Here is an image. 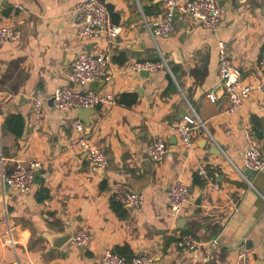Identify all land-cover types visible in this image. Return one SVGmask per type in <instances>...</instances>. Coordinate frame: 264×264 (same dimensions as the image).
Masks as SVG:
<instances>
[{
	"label": "crops",
	"instance_id": "1",
	"mask_svg": "<svg viewBox=\"0 0 264 264\" xmlns=\"http://www.w3.org/2000/svg\"><path fill=\"white\" fill-rule=\"evenodd\" d=\"M85 1L0 0V27L21 31L19 41L0 48V264H98L106 250L126 258L151 256L156 264H239L244 242L250 262L264 264V172L248 178L249 185L236 171L246 176L242 129L250 120L264 154V94L252 93L236 115L227 116L217 76L221 41L243 83L264 79V0H218L221 22L214 33L178 12L173 32L156 41L144 24L162 18L163 0H101L109 1L121 32L110 50V79L97 93L111 95L116 104L94 109L89 125L78 110L62 113L48 100L70 85L77 54L95 55L105 48L102 40L81 43L76 36L75 7ZM161 59L170 72L164 67L145 77L128 70L133 62ZM211 92L215 103L207 98ZM124 94L131 95L133 105L118 103ZM37 98L43 120L33 132ZM190 108L213 141L196 135L186 152L168 129ZM12 115L24 122L19 137L5 126ZM80 137L106 152L105 170L93 167L82 149L71 151ZM157 138L165 140L171 160L148 159ZM16 161L42 165L40 180L25 195L4 190ZM199 162L217 170L218 190L209 191L196 177ZM177 181L189 186L190 196L174 218L167 193ZM115 192H140L142 207H115ZM76 231L88 234L85 247L71 240L53 246ZM186 234L199 241L193 253L178 247Z\"/></svg>",
	"mask_w": 264,
	"mask_h": 264
},
{
	"label": "built area",
	"instance_id": "2",
	"mask_svg": "<svg viewBox=\"0 0 264 264\" xmlns=\"http://www.w3.org/2000/svg\"><path fill=\"white\" fill-rule=\"evenodd\" d=\"M22 9V7H19ZM75 14L80 16V21L75 25V33L81 43L102 40L105 48L91 55L88 52H81L76 55L71 72L68 77L70 85L58 88L48 99L52 107L62 113L77 111L78 109L94 110L98 107L116 104L115 99L108 94H100L92 90L82 91L74 89L75 86L87 87L92 83L102 81L104 84L109 81L107 68L110 63V50L116 43L121 28L116 25L110 11L104 1L87 0L79 3L75 7ZM181 12L188 20L199 23L204 29L216 32L221 22V8L218 0H163L162 18L153 23L145 22L144 26L148 36L153 40L170 35L173 32V20L175 15ZM21 38V31L11 27H0V48L4 45L15 43ZM218 47V68L217 76L219 88H222L223 96L228 102L225 110L227 116L236 115L248 100L249 96L258 92L264 94V79L257 83H243L241 81V70L231 65L224 42L219 41ZM264 66V57L260 61ZM169 71L163 59L151 62H133L128 66V70L134 73L147 71L149 73L162 68ZM211 103H215L216 94L211 92L207 96ZM43 103L37 98L33 101V118L31 129L38 132L41 129L43 120ZM77 132L83 131V125H75ZM169 133L179 139L182 149L189 152L194 147L196 135H202L211 141L212 137L204 123L190 108L187 115L180 122L169 127ZM243 166L246 171L253 175L264 172V154L261 153L257 145V131L254 124L248 123L243 129ZM75 148L82 149L91 165L95 168L105 169L109 160L106 152L94 146L90 140L84 137L78 138L70 146L71 151ZM147 157L154 163H161L172 159V153L167 148L166 142L162 138H157L148 148ZM42 168L38 161H16L11 173L5 178L10 190L25 195L31 191L35 184V175ZM242 180L250 185L248 177L236 170ZM196 177L205 184L209 191L218 190L217 170L208 164L198 163L195 168ZM190 188L180 181L174 182L167 193V203L170 214L177 218L189 201ZM114 202L123 207H130L132 210H139L144 202L140 192H115L112 196ZM89 236L83 231H76L71 238V242L78 248L88 244ZM216 244V240L211 241ZM199 241L193 235H183L178 240V247L185 252L193 253L199 247ZM98 264H156L151 256L135 255L126 258L113 251H104ZM239 264H252L250 262V252L246 242L242 245L239 255Z\"/></svg>",
	"mask_w": 264,
	"mask_h": 264
},
{
	"label": "water",
	"instance_id": "3",
	"mask_svg": "<svg viewBox=\"0 0 264 264\" xmlns=\"http://www.w3.org/2000/svg\"><path fill=\"white\" fill-rule=\"evenodd\" d=\"M236 1H238V0H236ZM4 4H5V2L3 3V5H4ZM106 4H109V1L106 2ZM79 17H80V16H79ZM140 74H141L142 76L147 77L148 74H149V72H147V71H142V72H140ZM102 85H103V82H102V81H97V82L92 83V84H91L92 91H96V92H98V91H99V88H98V87H99V86H102ZM219 91L223 94L222 88H219ZM78 113H79V116H80V120H81L83 123H85L86 125H89V124H88V118H89L91 115L94 114V111H93V110H90V109H78ZM180 114H181V117L187 115V113L185 112V110H183V112L181 111ZM179 120H181V118H179ZM218 153H219V152H218ZM97 169H99V170H101V171H102V170H105V169H102V168H97ZM252 175H253L252 172H250V171H246V176H247L248 178H250ZM39 180H40L39 174L36 173V175H35V184H37ZM4 190H5V193H7L8 190H9V186L6 184V182H5V184H4ZM126 208H127L128 210H132L130 207H126ZM71 238H72V234H70V235H65V236H63L62 238H60V240H58V242L55 243L53 246H54L55 248H60L63 244H65L66 242H68L69 240H71Z\"/></svg>",
	"mask_w": 264,
	"mask_h": 264
},
{
	"label": "trees",
	"instance_id": "4",
	"mask_svg": "<svg viewBox=\"0 0 264 264\" xmlns=\"http://www.w3.org/2000/svg\"><path fill=\"white\" fill-rule=\"evenodd\" d=\"M108 10L111 13L112 16V20L115 23L114 19H113V14H112V8L110 6H108ZM131 98V95L129 94H124L120 97V99L118 100V103L120 104H124L127 106L133 105L134 104V100L133 99H128ZM5 126L8 129V131H10V133L14 134L15 136L19 137L22 133L23 130V126H24V122L23 119L20 116H9L6 121H5ZM197 179V178H196ZM115 205V207H119L122 208L121 205H119L116 202H113ZM117 254V253H116ZM120 255V254H118ZM122 256V255H120Z\"/></svg>",
	"mask_w": 264,
	"mask_h": 264
}]
</instances>
